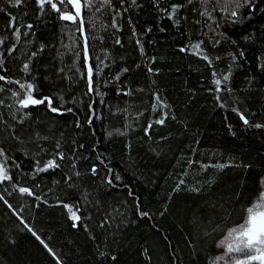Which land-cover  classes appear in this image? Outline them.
Returning a JSON list of instances; mask_svg holds the SVG:
<instances>
[{"label": "trees", "instance_id": "16d2710c", "mask_svg": "<svg viewBox=\"0 0 264 264\" xmlns=\"http://www.w3.org/2000/svg\"><path fill=\"white\" fill-rule=\"evenodd\" d=\"M52 3L0 0V264H212L264 193V0Z\"/></svg>", "mask_w": 264, "mask_h": 264}, {"label": "snow or ice", "instance_id": "6c2138e0", "mask_svg": "<svg viewBox=\"0 0 264 264\" xmlns=\"http://www.w3.org/2000/svg\"><path fill=\"white\" fill-rule=\"evenodd\" d=\"M20 2L21 0H15L17 5H19ZM44 2L45 0H41V7H43ZM47 2L51 4L52 8L59 11V9L56 8V4L52 3V0H47ZM60 2L63 3L64 0H60ZM68 3L72 4L76 9L75 15L61 13V18L67 21L75 22L76 17L80 15V0H68ZM232 15L235 16L236 13L233 12ZM195 47L199 49V45H196ZM25 68H27V65H25ZM2 79H4V77L0 76V80ZM224 79L227 80V77H224ZM88 82L91 90L92 69L90 67L88 69ZM215 83L219 88L220 80H216ZM21 87L24 86L22 85ZM31 89L32 86L28 85L27 96L20 100L21 107L27 108L29 105L43 104L45 102L44 99H34ZM48 103L51 105V100H48ZM52 110L57 111L56 109ZM241 119L244 120L245 124L248 123L244 117H241ZM256 126L260 127V125ZM0 155H2V152H0ZM56 166L55 161L50 160L47 162L45 167L40 168L39 170L47 171L48 168ZM8 179H10V177L7 175V170L3 166H0V181ZM19 191L21 193L32 195L27 188H20ZM68 211L74 220L78 221L80 219L71 207H68ZM141 215L147 214L142 213ZM29 230L31 231V229ZM33 235H35V233H33ZM37 239H39V237H37ZM41 242L43 243V241ZM220 246L224 248L225 254L217 257L212 264H220V261L224 260L225 255L233 257V259L228 261V264H256V262H258V264H264V193H261L257 201L246 209L244 222L237 227L230 229L224 240L220 242Z\"/></svg>", "mask_w": 264, "mask_h": 264}, {"label": "rangeland", "instance_id": "374dc122", "mask_svg": "<svg viewBox=\"0 0 264 264\" xmlns=\"http://www.w3.org/2000/svg\"><path fill=\"white\" fill-rule=\"evenodd\" d=\"M83 45L85 46V42L82 40V46ZM90 46H91V51H92L91 57L88 54V52L86 53V51L83 54V57L86 63L87 72L90 67L92 69V73H94V80L96 83L95 89L98 95L97 123L100 129H102V126H103L101 122L102 108L100 107L103 101H105V99L108 97V94H106L104 91L101 90L100 84H101L103 72L106 71L109 67L110 46L106 43H95V42H92Z\"/></svg>", "mask_w": 264, "mask_h": 264}, {"label": "water", "instance_id": "95a60500", "mask_svg": "<svg viewBox=\"0 0 264 264\" xmlns=\"http://www.w3.org/2000/svg\"><path fill=\"white\" fill-rule=\"evenodd\" d=\"M79 21H82V17H81V14L79 16H77Z\"/></svg>", "mask_w": 264, "mask_h": 264}, {"label": "flooded vegetation", "instance_id": "af4514ba", "mask_svg": "<svg viewBox=\"0 0 264 264\" xmlns=\"http://www.w3.org/2000/svg\"><path fill=\"white\" fill-rule=\"evenodd\" d=\"M74 15H75V13H74ZM76 18H78V17H76Z\"/></svg>", "mask_w": 264, "mask_h": 264}]
</instances>
